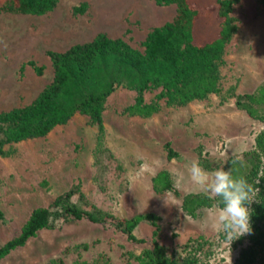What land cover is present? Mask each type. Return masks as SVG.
<instances>
[{
    "label": "rangeland",
    "instance_id": "rangeland-1",
    "mask_svg": "<svg viewBox=\"0 0 264 264\" xmlns=\"http://www.w3.org/2000/svg\"><path fill=\"white\" fill-rule=\"evenodd\" d=\"M73 1H78L76 6L86 5L77 14L87 20L91 35L103 32L120 37L139 50H143L147 33L171 21L176 13L174 4L160 6L154 0ZM232 16L235 30L221 58L217 92L179 104L157 98L160 88L152 87L142 93V105L156 108L144 115L130 111L137 91L119 86L103 101L101 134L89 115L77 112L44 136L2 145L0 246L20 232L34 209L48 207L58 195L78 189L70 201L81 210H102L117 217L155 214V240L170 258L227 264L231 254L234 264L247 244V234L230 245L213 226L218 206L198 209L195 216L184 206L190 195L209 196L190 178L188 169L193 162L200 166L201 159L209 160L210 165L214 162L212 170L201 166L212 173L233 152L241 156L253 150L257 135L264 130V111L257 109L263 116H253L235 103L237 95L251 94L264 82L261 0H238ZM217 24L211 8L201 37ZM32 34L31 19L0 13V112L30 104L53 78V67L42 65V73L37 74L25 62L26 41ZM167 143L177 157L168 155ZM98 146L102 151L96 154ZM162 171L168 174V186L158 189L154 179ZM177 178L180 188L174 186ZM153 230L149 220L141 221L134 234L143 242H135L112 226L68 215L54 217L0 264H140L138 257L153 246Z\"/></svg>",
    "mask_w": 264,
    "mask_h": 264
},
{
    "label": "trees",
    "instance_id": "trees-1",
    "mask_svg": "<svg viewBox=\"0 0 264 264\" xmlns=\"http://www.w3.org/2000/svg\"><path fill=\"white\" fill-rule=\"evenodd\" d=\"M237 1L211 0L210 4H196L191 0H154L160 6L174 4L176 13L171 21L153 27L147 33L142 42L143 50L132 47L120 37L112 38L99 32L91 41L75 44L66 51H48L53 78L30 104L0 112V148L6 143L44 136L77 112L89 115L101 134L103 101L119 86L137 91L130 111L144 115L156 108L155 105H142V93L152 87L160 88L157 98L165 97L169 102L179 104L204 99L217 92L221 58L235 30L232 9ZM58 2L0 0V13L44 15L54 10ZM261 4L264 9V0ZM85 6L84 3L75 6L73 11L83 13ZM211 8L218 24L215 30L202 38L201 32L207 28L206 19ZM28 63L37 74L42 73L41 66H35L32 61ZM235 103L251 115L262 117L264 114H258V110L264 111V82L251 94L237 95ZM165 146L170 157L178 156L169 143ZM100 151L102 149L98 146L96 154ZM241 157L243 164L235 166L233 175L244 177L253 186L256 201L249 205L252 231L247 234V244L240 250L234 264H264V175L260 174L264 164V130L257 135L254 149ZM232 159H227L221 168L230 170ZM200 164L210 170L216 168L214 162L211 161L210 165L206 159H201ZM154 184L158 189L166 188L168 174L159 172ZM77 192L78 189L66 191L58 195L50 206L34 209L20 232L0 246V260L47 227L52 218L68 215L77 220L87 219L112 226L135 242H143L135 236V228L141 221L149 220L154 227L153 246L138 257L140 264H197L195 258L179 260L167 255L164 247L155 240L158 232L155 214L117 217L102 210H81L70 201ZM212 205L222 207L219 197L195 194L184 200V206L192 216L198 209ZM0 219H4L1 210Z\"/></svg>",
    "mask_w": 264,
    "mask_h": 264
},
{
    "label": "clouds",
    "instance_id": "clouds-1",
    "mask_svg": "<svg viewBox=\"0 0 264 264\" xmlns=\"http://www.w3.org/2000/svg\"><path fill=\"white\" fill-rule=\"evenodd\" d=\"M231 164L230 170L220 168L212 173L206 172L197 162H193L188 169L191 180L203 187L209 198L219 197L222 207L213 213V226L224 234L230 245L234 240L251 233L249 205L256 201L253 186L244 177L233 175L235 166L243 164V158L233 152ZM260 174L264 175V164ZM174 186L180 188V178L176 179ZM227 264H232L231 254Z\"/></svg>",
    "mask_w": 264,
    "mask_h": 264
},
{
    "label": "crops",
    "instance_id": "crops-1",
    "mask_svg": "<svg viewBox=\"0 0 264 264\" xmlns=\"http://www.w3.org/2000/svg\"><path fill=\"white\" fill-rule=\"evenodd\" d=\"M77 2L59 0L54 10L44 15L15 14L31 19L33 23L32 37L26 41L28 58L25 62L34 61L38 66L52 67L48 51L63 52L95 37L97 33L91 35L87 20L83 21L81 14L73 12ZM74 14L77 16L74 17ZM27 38L30 37L27 35Z\"/></svg>",
    "mask_w": 264,
    "mask_h": 264
},
{
    "label": "bare ground",
    "instance_id": "bare-ground-1",
    "mask_svg": "<svg viewBox=\"0 0 264 264\" xmlns=\"http://www.w3.org/2000/svg\"><path fill=\"white\" fill-rule=\"evenodd\" d=\"M27 151V150H26ZM35 151V150H34ZM34 153V152H33ZM33 153L31 154V155H33ZM28 154V153H27ZM60 154L59 153H57V155L56 156H59ZM30 157V156H29ZM35 157H36V155H35ZM40 157V156H39ZM39 157H38V159H39ZM27 159V158H26ZM30 159V158H29ZM63 168V167H62ZM57 171V170H56ZM64 171V170H63ZM58 173H60V172H58ZM65 174V173H64ZM58 176H59V174H57ZM60 175H61V173H60ZM62 176V175H61ZM60 176V177H61ZM57 178V177H56Z\"/></svg>",
    "mask_w": 264,
    "mask_h": 264
}]
</instances>
